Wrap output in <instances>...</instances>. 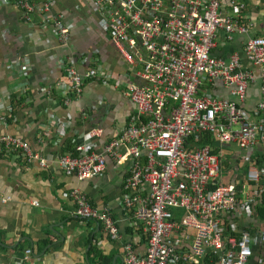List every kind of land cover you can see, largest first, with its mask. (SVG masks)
Masks as SVG:
<instances>
[{
  "label": "built area",
  "instance_id": "1",
  "mask_svg": "<svg viewBox=\"0 0 264 264\" xmlns=\"http://www.w3.org/2000/svg\"><path fill=\"white\" fill-rule=\"evenodd\" d=\"M15 3L27 21L38 13L52 24L60 44L69 47L71 24L62 13L49 12L53 0H0ZM101 13L100 26L127 63L114 75L101 66L81 72L64 63L71 79L64 97L79 96L89 79L123 87L136 108L121 133L101 151L80 142L56 161L63 171L81 181L105 172L108 160L126 167L121 204L132 226L147 239L144 254L126 246V264H264V217L257 213L264 191V81L255 109L245 99L255 80L238 52L216 56L218 32L231 38L246 24L221 10L222 0H93ZM234 11L243 3L232 0ZM244 55L260 68L264 79V36L246 40ZM73 58V57H72ZM23 77L18 89L26 94L30 68L20 59ZM17 69V68H16ZM225 94H218V82ZM52 87L47 88V93ZM11 95V93H7ZM12 96V95H11ZM253 114V115H251ZM6 121L4 117H2ZM66 125H61V132ZM94 126L88 137L102 135ZM237 143L248 166L241 181L222 183V150ZM0 157L46 160L23 138L0 135ZM76 202L75 215L101 224L113 239L120 230L112 213L92 205L78 188L68 193ZM32 248L25 250L27 255Z\"/></svg>",
  "mask_w": 264,
  "mask_h": 264
},
{
  "label": "crops",
  "instance_id": "2",
  "mask_svg": "<svg viewBox=\"0 0 264 264\" xmlns=\"http://www.w3.org/2000/svg\"><path fill=\"white\" fill-rule=\"evenodd\" d=\"M231 1L222 0L221 10L233 17L239 15L247 30L228 38L221 29L213 53L228 57L238 52L252 71L255 80L247 90L245 105L254 114L264 79L243 48L248 38L264 36V0H234L244 4L240 12L234 11ZM53 2L49 16L62 13L71 24L69 47L60 44L53 25L46 24L40 14H31L27 21L15 3L0 5V135L25 139L46 160L43 166L38 159L27 162L0 157V264H126L127 245L140 254L147 249L145 235L132 226L121 204L126 167L109 159L105 172L81 181L67 175L56 159L80 142L101 151L136 115L123 87L114 88L96 79L87 80L83 92L66 102L71 79L64 63L73 61L81 72L98 65L114 75L124 72L127 63L100 26L102 15L93 0ZM14 59L30 68L26 94L18 89L23 74L18 67L8 66ZM225 90L219 81L215 92L225 94ZM7 93L25 95L26 100L14 103ZM63 124L66 127L61 132ZM94 126L102 127V135L88 137ZM254 151L264 154V146L258 145ZM222 152L219 180L240 182L238 177L252 162L237 143L225 145ZM73 188L85 193L92 205L112 213L120 230L118 239L96 221L76 217V202L68 194ZM28 248L33 249L29 255L25 253Z\"/></svg>",
  "mask_w": 264,
  "mask_h": 264
},
{
  "label": "trees",
  "instance_id": "3",
  "mask_svg": "<svg viewBox=\"0 0 264 264\" xmlns=\"http://www.w3.org/2000/svg\"><path fill=\"white\" fill-rule=\"evenodd\" d=\"M26 100V97H25V95H20V94H14L13 96H12V102H14V103H22V102H24ZM257 213L260 215V216H262V217H264V191L262 192V196H261V203H260V205L257 207Z\"/></svg>",
  "mask_w": 264,
  "mask_h": 264
}]
</instances>
